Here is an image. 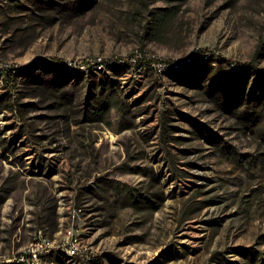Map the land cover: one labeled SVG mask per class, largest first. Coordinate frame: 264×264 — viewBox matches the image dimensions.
Listing matches in <instances>:
<instances>
[{"label": "rangeland", "instance_id": "1", "mask_svg": "<svg viewBox=\"0 0 264 264\" xmlns=\"http://www.w3.org/2000/svg\"><path fill=\"white\" fill-rule=\"evenodd\" d=\"M0 57V264H264V0H0Z\"/></svg>", "mask_w": 264, "mask_h": 264}, {"label": "built area", "instance_id": "2", "mask_svg": "<svg viewBox=\"0 0 264 264\" xmlns=\"http://www.w3.org/2000/svg\"><path fill=\"white\" fill-rule=\"evenodd\" d=\"M146 59V58H144ZM155 69L158 71L161 68H167L171 66H175V63L171 62H158L155 61ZM133 65L138 67L139 60L135 57L132 58ZM148 62H151L148 60ZM7 67L4 66L3 61L0 60V87L3 85H8L9 82H5V75L7 73ZM145 69H137V73L140 71H143ZM136 76V75H135ZM43 237L45 235L43 232H40L39 230L36 232V235L34 237V244L32 247L27 248L25 251H21L19 254H17L14 257L24 258L27 260V264H44L43 259V251L48 248H53V246H58L57 243L54 244H43ZM62 246L69 247L70 249H75L79 254H81V257L90 258V249L86 247H79V236L76 235L74 228L72 227V232L69 234V239L65 242H63Z\"/></svg>", "mask_w": 264, "mask_h": 264}, {"label": "bare ground", "instance_id": "3", "mask_svg": "<svg viewBox=\"0 0 264 264\" xmlns=\"http://www.w3.org/2000/svg\"><path fill=\"white\" fill-rule=\"evenodd\" d=\"M0 60L1 57H0ZM146 60V59H145ZM163 60V59H161ZM3 61V60H2ZM147 62L140 65L138 63V68L139 69H144L145 67H150V66H153L155 68V62H148V60H146ZM170 61V60H169ZM184 63V62H183ZM14 64V63H13ZM3 65L4 66H9L7 67V73L5 75V82H9L12 83V79L13 77L15 78V75L17 74V67L11 65V64H8L6 62L3 61ZM181 64L179 63H175V66H171V67H167V68H161L159 70V72H163L167 69H174L176 70L177 68L181 67L180 66ZM102 66V65H101ZM103 67V66H102ZM169 71V70H168ZM13 88V87H12ZM13 91V90H12ZM79 214V213H78ZM72 221V220H71ZM73 223V222H72ZM71 224V223H70ZM40 232H43V234L45 235V237H43V244H54L56 243V240L52 239L50 236L47 235V233L40 229L39 230ZM62 232V231H61ZM72 232V227L68 228L66 231H65V234H64V239H63V242L67 241L69 239V234H71ZM36 235V233H35ZM81 236V235H80ZM35 237V236H34ZM34 244V239L32 240L31 243H29L22 251H25L27 248H30L32 247V245ZM86 245V244H85ZM58 246H53V248H48V249H45L43 251V259H44V264H45V260L51 255V253H53L56 249H57ZM63 247V250L66 252V254L69 256V257H81V254H79L75 249H70L69 247ZM79 247H86L83 245V243L81 242L80 238H79ZM88 248V247H86ZM90 258H91V255L94 254V252L92 250H90ZM95 256V254L93 255ZM92 260V259H91ZM6 262V261H5ZM7 263H11V264H27V260L24 259V258H19V257H13V258H10L8 260Z\"/></svg>", "mask_w": 264, "mask_h": 264}, {"label": "trees", "instance_id": "4", "mask_svg": "<svg viewBox=\"0 0 264 264\" xmlns=\"http://www.w3.org/2000/svg\"><path fill=\"white\" fill-rule=\"evenodd\" d=\"M146 62H147V61H146L145 59H143V64L146 63ZM128 63H129V65H133L132 59H131L130 61L128 60ZM138 63H139V62H138ZM139 64H140V63H139ZM140 65H142V64H140Z\"/></svg>", "mask_w": 264, "mask_h": 264}]
</instances>
